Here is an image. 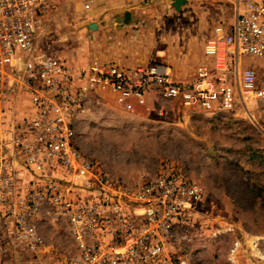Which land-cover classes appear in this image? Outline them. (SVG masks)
I'll use <instances>...</instances> for the list:
<instances>
[{
    "label": "built area",
    "instance_id": "built-area-1",
    "mask_svg": "<svg viewBox=\"0 0 264 264\" xmlns=\"http://www.w3.org/2000/svg\"><path fill=\"white\" fill-rule=\"evenodd\" d=\"M58 1L65 0H0V222L12 221L16 251L34 259L46 253L40 224L47 220L66 225L74 243L61 264H191L189 255L175 257L173 241L196 224L203 189L169 171L137 185L113 180L77 145L78 118L95 94L128 113L161 101L189 114L264 101V79L245 67L247 58L264 60V0H234L233 24L217 27L205 44L213 63L190 82L163 63L93 60L75 69L43 51L35 34ZM93 4L85 0V11ZM18 177L27 179L22 189ZM10 250L0 239V264ZM229 261L264 264V236L236 237Z\"/></svg>",
    "mask_w": 264,
    "mask_h": 264
},
{
    "label": "rangeland",
    "instance_id": "rangeland-1",
    "mask_svg": "<svg viewBox=\"0 0 264 264\" xmlns=\"http://www.w3.org/2000/svg\"><path fill=\"white\" fill-rule=\"evenodd\" d=\"M93 1L90 11L84 9L85 0L58 1L35 34L38 47L66 62L83 55L86 65L93 60L123 67L163 63L175 79L190 82L199 67L213 63L204 47L217 27L234 22V0H190L180 12L173 0L156 5L145 1L139 14L125 2ZM127 12L131 20L125 23ZM101 21H109L111 32L95 40L100 32L90 25ZM18 66L22 71L25 59ZM245 67H255L264 79V60L247 58ZM76 129L80 150L119 183L137 185L169 171L203 189L196 224L178 231L173 241L176 258L189 255L191 264H231L236 237L264 236V101L216 114H189L177 103L161 101L128 113L110 95L95 94ZM26 181L18 177L17 186L22 189ZM228 227L235 235L226 233ZM40 229L46 253L19 259L12 221L0 222V239L12 245L11 264H61L75 252L66 225L43 220Z\"/></svg>",
    "mask_w": 264,
    "mask_h": 264
},
{
    "label": "crops",
    "instance_id": "crops-1",
    "mask_svg": "<svg viewBox=\"0 0 264 264\" xmlns=\"http://www.w3.org/2000/svg\"><path fill=\"white\" fill-rule=\"evenodd\" d=\"M106 4H111V3H116V2H125V4L127 5H130L132 6L133 9H136L137 10V13L139 14L140 11L142 12V7H143V3L146 1L147 3L149 4H162V3H165L167 0H103ZM190 1V0H186V3ZM185 3V4H186ZM120 7V6H119ZM123 7V6H122ZM140 9V10H139ZM144 11H147L146 9ZM128 13V12H127ZM111 16L113 15L114 16V13L111 12L110 13ZM109 14V15H110ZM132 16H136L134 14H132ZM106 20H107V17H106ZM98 25V31L100 32L99 34L96 35L95 37V40H98V39H103L102 38V34L105 36L104 38H107L108 36V33L111 32V25L109 23V21H101V23H96ZM82 54V53H81ZM80 55V54H79ZM81 59L77 58H68L67 59V63L68 65H70L71 67L75 68V69H81V68H84L86 65V61L83 60V55H80ZM107 59V58H105ZM9 223V222H8ZM14 232V230H13ZM74 245V243H73ZM14 254H16L18 256V258H22V256L19 254V252H14ZM12 255L9 254L7 257H5L3 260H2V264H11L12 260Z\"/></svg>",
    "mask_w": 264,
    "mask_h": 264
},
{
    "label": "water",
    "instance_id": "water-1",
    "mask_svg": "<svg viewBox=\"0 0 264 264\" xmlns=\"http://www.w3.org/2000/svg\"><path fill=\"white\" fill-rule=\"evenodd\" d=\"M186 0H173V6L175 8L176 11L180 12L181 8L183 5H185ZM131 20V15L130 13H126L125 14V23H128ZM90 29L95 31L98 29V25L97 24H91L90 25Z\"/></svg>",
    "mask_w": 264,
    "mask_h": 264
}]
</instances>
